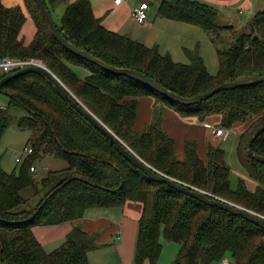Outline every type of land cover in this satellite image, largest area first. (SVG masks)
I'll return each instance as SVG.
<instances>
[{"label": "trees", "instance_id": "obj_1", "mask_svg": "<svg viewBox=\"0 0 264 264\" xmlns=\"http://www.w3.org/2000/svg\"><path fill=\"white\" fill-rule=\"evenodd\" d=\"M24 1V6L8 7L0 0V58L43 60L148 165L264 216V163L251 158L247 149L254 133L264 127V82L221 90L191 106L175 103L147 84L109 72L66 49L52 35L36 1ZM45 4L50 11L46 1ZM25 7L37 27L30 43L20 37L27 19ZM159 15L198 25L213 38L229 27L218 22L215 6L200 0H163ZM56 23L69 42L98 59L115 67L136 69L185 97L204 94L239 78L264 76V9L254 14L250 32L234 38L230 48L218 49L220 68L216 74L208 71L198 50L187 52L189 64L174 62L157 46L109 31L95 17L90 0L71 3ZM72 65L87 66L91 72L81 78ZM8 75L11 73H1L0 80ZM0 93L9 97L7 106H0V139L10 127L11 110L22 109L27 115L19 119L18 126L30 131L28 144L32 149L14 172L5 171L0 165V264H90L88 254L100 247L96 234L76 225L59 248L48 252L33 228L76 221L90 208L120 207L128 201L143 205L135 264L147 259L157 264L163 241L181 246L173 264H212L226 258L232 264H264V227L152 180L143 169L133 166L94 124L70 107L40 74L27 72L12 77L1 86ZM147 95L178 109L184 116H196L199 121L219 115L221 126L226 128L252 120L240 133L237 150L249 178L257 186L252 190L245 179L239 178L233 188L231 165L226 150L220 146H207L205 162L196 142L187 141L185 157L180 160L174 138L163 129L159 107L155 108L151 123L137 129V97ZM253 149L264 156V131L253 142ZM44 154L67 165L37 181L30 168ZM30 186L34 195L42 191L44 195L31 209H22L29 200L21 191Z\"/></svg>", "mask_w": 264, "mask_h": 264}, {"label": "crops", "instance_id": "obj_2", "mask_svg": "<svg viewBox=\"0 0 264 264\" xmlns=\"http://www.w3.org/2000/svg\"><path fill=\"white\" fill-rule=\"evenodd\" d=\"M45 1L50 7L53 20L59 22L69 5L77 0H58L55 3H52L51 0ZM144 1L150 5L148 21L141 25L134 19L133 9ZM162 1L127 0L126 2L116 3L115 0H90V4L93 7L95 17L101 19L104 27L109 31L127 35L147 46H157L162 54L170 55L174 62L189 64L190 59L187 52L198 50L206 63L208 71L211 74H216L220 68L218 49L221 47L216 45L215 39L200 26L160 16L159 9ZM200 1L208 2L215 6L218 10V20L222 19L226 23L239 22V19L243 20L245 15L250 16L248 20L250 21L256 12L264 9V2L261 0ZM24 2V0H4V4L8 7L17 4L24 6ZM25 11L27 19L21 30L20 37L23 38L25 43H30L35 38L37 27L30 11L26 7ZM229 27H232V25H229ZM72 67L81 78L87 77L91 72L87 66L72 65ZM79 69H83L82 73ZM8 103L9 101L3 102L0 106L6 107ZM137 104V129L145 128L151 123L156 107L162 110L161 122L163 129L170 137L174 138L175 151L180 160L185 157L184 148L187 141L196 142L199 156L206 162L208 155L207 146L209 144L223 148L222 142L228 140L231 134L238 135L237 139L239 142L240 133L249 125V121L238 122L233 128H226L221 126L222 120L219 115L208 116L206 120L199 121L196 116H184L178 109L176 110L166 103H158L151 95L137 97ZM222 127L225 129L227 137H215L212 134V130ZM223 149L225 150V148ZM235 149L237 150V147ZM53 158L55 157L53 156ZM226 158L228 162L227 152ZM238 161L247 173L245 175L240 173L242 176L240 178L245 179L249 188L253 190L257 186V182L249 178L246 168L239 159V155ZM66 165L64 164V167ZM142 211L143 205L141 202L128 201L124 206L120 207L90 208L85 212L84 217L76 219V221L57 225L35 226L33 230L40 244L43 245L46 251L50 252L62 245L66 236L73 230L72 228L78 225L89 234H96L98 243H100L99 248L88 254L90 264H135L134 253ZM162 246L161 257L157 264H173V260L181 248L180 244L163 241ZM220 262L212 264H219ZM143 264H151V262L147 259Z\"/></svg>", "mask_w": 264, "mask_h": 264}, {"label": "water", "instance_id": "obj_3", "mask_svg": "<svg viewBox=\"0 0 264 264\" xmlns=\"http://www.w3.org/2000/svg\"><path fill=\"white\" fill-rule=\"evenodd\" d=\"M37 3V6L41 9L42 15L47 21V24L49 25V28L51 30V33L53 36L58 38L62 44L65 46L66 49L72 51L79 57L90 61L93 64H96L100 68H103L109 72H112L114 74H122L124 76H127L128 78H133L143 84H147L151 88H153L156 92H159L160 94L165 95L167 98H169L173 102H177L179 104H182L184 106H191L198 103H201L202 101H205L206 99L212 97L213 95L221 92V90H233L237 87H243V86H250V84H257V83H263L264 82V76H250V78H239L235 81H228L225 83L220 84L219 86L213 88L212 90L204 93V94H198L191 97H185L180 95L179 93H175L165 87L162 83H160L158 80L148 76L147 74H143L142 72L136 70V69H129L124 67H115L104 60H100L97 57H95L93 54H91L88 50H83L79 48L77 45H75L72 42H69L58 30V26L56 21L53 20V17L48 9V7L45 4V0H35ZM27 72H35L43 76L52 86L54 91L61 95L62 98L69 104L70 107L74 108V110L81 113L87 120H89L92 124H94L102 133L106 135L107 138L112 142V144L115 146L117 150H119L120 153H122L134 166H137L141 169H143L148 177H150L152 180L159 182V183H167L172 188L181 191L185 193L186 195H190L191 197H195L201 202L207 204V205H213L220 209H225L232 213L233 215L242 216L246 218L247 220L251 221L252 223H256L262 227H264V216L253 212L249 209H246L242 206H238L232 202H229L227 200H222L220 198H213L210 195L206 194V192L198 189V188H192L190 185L182 182L177 181L166 174H162L159 171H157L154 167L151 165H148L143 159H141L136 152L132 151L125 142L117 137L115 133L106 125L104 122H102L90 109H88L78 98L76 95H74L69 88L64 84L62 80L47 66H39V65H30L27 66V68L20 69L18 71L13 72L11 75L6 76L5 78L0 80V88L1 86L6 83V81L12 79V77H15L17 75L27 74ZM264 131V127L259 129L254 133L251 140L248 143L247 149L248 153L251 158L256 159L257 161L264 163V156L258 154L253 149V142L257 137L261 135V133Z\"/></svg>", "mask_w": 264, "mask_h": 264}, {"label": "rangeland", "instance_id": "obj_4", "mask_svg": "<svg viewBox=\"0 0 264 264\" xmlns=\"http://www.w3.org/2000/svg\"><path fill=\"white\" fill-rule=\"evenodd\" d=\"M261 1L264 2V0H261ZM244 17H246V18H244ZM244 17H243V20H240L241 19L240 18L239 22L237 21L234 23H226L222 19L218 20V22L222 26L226 27V26L232 25V28L231 29L229 27L223 28L220 30L218 35L214 36L216 45H219L223 49H228V48H230L229 45L233 42L234 38L238 37L239 35H241L243 33L250 32L251 30L249 27V23H251L253 18L250 21H248L250 19V16L245 15ZM55 19L58 20L57 17H55ZM227 24H229V25H227ZM12 58L15 59L14 57H12ZM37 60L41 61V63H44V65H45V62L43 60H41V59H37ZM79 71L82 73L83 69H79ZM0 100H1L0 104H2L3 102H8L9 97H7L5 94L0 93ZM26 115H27V111H25V110H22V109L11 110L10 125H9L10 127L7 129V131L3 134V136L0 139V145H2L0 147V165L4 170L6 169V171H8V172H14V169L17 168L20 164L17 162V155H21L23 153L25 147L31 145V144H28L30 131L22 130L18 126L19 119L26 116ZM250 124H251V122L249 121V125ZM237 138H238V135L231 134V137L228 140L223 141L222 144L220 143L221 145L224 146L223 148H225V150L228 154V164H230L232 166L230 178L232 179L233 188L237 187L238 180L240 177H242L241 174H243V175L247 174L243 170L242 165L238 161L237 150L235 149L237 147V143H238ZM33 164L35 166V171H33V172L35 175V179L37 181L44 178L45 175H47L50 171L60 170V168L64 167V164L66 165V163L64 161H62L60 159L56 160L55 158H53V156H50L49 154H44V156L41 159L37 160ZM21 194L23 195V197H25L26 199L29 200L28 203L22 205L21 208L22 209H31L32 207H34L38 203V201H39L38 199H40V197H43L44 192L42 191L41 193L34 195V189L32 186H30V187L24 188L21 191ZM206 194L210 195L213 198H219V197H216L214 195H211V193H206ZM222 200H224V199H222ZM225 200H227V199H225ZM227 201H229V200H227ZM229 202H231V201H229ZM60 246L61 245H59V247ZM59 247H56V248H59Z\"/></svg>", "mask_w": 264, "mask_h": 264}, {"label": "built area", "instance_id": "obj_5", "mask_svg": "<svg viewBox=\"0 0 264 264\" xmlns=\"http://www.w3.org/2000/svg\"><path fill=\"white\" fill-rule=\"evenodd\" d=\"M127 0H115L116 3L126 2ZM149 5L147 2H143L140 5L134 7L133 9V17L136 19V21L144 25L148 21V9ZM30 65H39V66H45L44 63H41V61L37 60V58L30 57V58H15L11 59L8 56L0 58V74L1 73H13L15 71H18L20 69H24L27 66ZM212 134L217 138H226V131L222 128H215L212 130ZM32 149L30 146H26L23 153L21 155H17V162L22 164L31 154ZM31 170L35 171V166L32 165ZM219 264H232L229 258H226L222 260Z\"/></svg>", "mask_w": 264, "mask_h": 264}]
</instances>
